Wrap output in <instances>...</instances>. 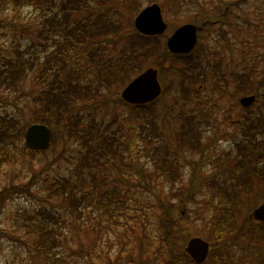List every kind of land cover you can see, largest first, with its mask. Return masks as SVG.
Masks as SVG:
<instances>
[{
  "label": "rangeland",
  "instance_id": "374dc122",
  "mask_svg": "<svg viewBox=\"0 0 264 264\" xmlns=\"http://www.w3.org/2000/svg\"><path fill=\"white\" fill-rule=\"evenodd\" d=\"M43 1L41 4L40 0H28L13 7L0 0V65L19 42L34 41L40 47L37 32L44 15L49 16L54 10L61 14L57 8L61 0ZM148 1L110 0V4H119L122 24L127 28L126 4L143 6ZM48 5L52 9H47ZM76 13L79 14L73 12L71 16ZM162 14L167 22L160 37L164 43L180 23L194 22L201 28L195 58L199 74L196 83H187L193 81L187 66L192 58L184 54L168 55L160 66L162 92L149 107L157 120L159 136H152L150 142L141 137L138 122L143 118L136 117L130 106L117 100L120 86L103 89L98 98L76 103L85 121L94 118L100 127L115 131L112 133L118 136L113 142L117 154L103 158L96 166H84L85 179L80 188L96 190L116 184L123 205L112 217L93 205L82 209L74 224L62 223V241L65 237L68 243L61 249L62 259L53 263L37 255L31 247L34 235L25 233L20 226L24 213L33 212L44 203L43 184L52 176H74L84 148L75 140L66 143L59 133L52 151L31 158L20 143L9 149V162L0 165V186L27 183L31 175L34 183L30 186L32 194L13 195L0 211V264H107L91 247L102 249L99 242L104 241L108 248L104 245L102 252H109L113 258L118 245L112 240L118 241L125 233L118 224L130 218L137 226L143 225L142 231L155 233L151 213L157 211L156 195L165 199L172 186L173 189L185 186V192L192 177L197 188L189 198L167 200L177 221L183 223L182 230L175 233L177 248L184 250L182 237L198 235L210 242L202 264H264V240L257 239L256 234L243 236V232L214 229L219 210L211 195L218 186L229 192L247 190L244 204L239 207L241 226L253 228L259 222L250 219L249 212L264 199V179L252 175L248 169L254 172V166L257 171L264 168V0H165ZM104 42L116 48L123 38H107ZM95 45L63 53L66 62L61 67L78 75L83 82H97L96 67L88 62V52ZM42 47L38 53L40 60L46 55ZM35 74L34 67L26 73L20 91L6 92L8 97L0 96V114L15 115L23 123L36 112L32 101L39 91ZM183 81L186 82L181 86ZM246 94H254L255 99L252 104L242 106L239 98ZM188 126L194 129L195 136L200 135L197 143L188 141L182 133ZM156 143L172 160L174 177L166 176L155 166L151 153ZM3 150L0 146V156ZM177 201L180 206H176ZM97 222L101 226L98 231L101 239L96 237ZM217 227L226 228L222 224ZM132 233L137 239V234Z\"/></svg>",
  "mask_w": 264,
  "mask_h": 264
},
{
  "label": "trees",
  "instance_id": "16d2710c",
  "mask_svg": "<svg viewBox=\"0 0 264 264\" xmlns=\"http://www.w3.org/2000/svg\"><path fill=\"white\" fill-rule=\"evenodd\" d=\"M27 1L2 0L3 3H9L13 7ZM158 1L165 4V0ZM40 2L44 3L43 0ZM140 5L126 4L128 27L125 28L122 24V9L116 2L110 4V0H61L57 7L61 14L54 10L51 15H44L42 26L37 32L40 47L34 41L27 40L25 44L19 42V46H14L12 54L5 57L0 65L1 97H8L9 94L6 92L20 91L26 73L34 67L36 68L34 81L39 90L32 98L36 112L23 123L15 115L0 114V146L4 149L0 156V165L9 162V149L16 148L20 143L23 151L31 158L39 153L52 151L58 141L59 133L63 135L66 143L75 140L84 148L80 157L81 162L75 167L74 176L54 175L51 180L44 182V203L33 212H25L20 225L25 233L34 235L31 241L32 249L37 255L50 262L57 263L62 259L61 249L68 245L65 237L62 241V223L74 224V221L81 217L82 209L91 205L104 211L109 217L116 214L123 205L124 199L120 196V189L116 184L96 190L80 188L85 179L84 166L89 168L96 166L102 163L103 158L117 154L113 142L118 140V136L112 133L115 131L100 127L94 118L85 121L76 103L77 100L98 98L103 94V89H109L111 86H123L148 65L158 67L161 73L160 66L170 52L163 46L157 35H143L134 29L132 18ZM47 9H52L51 5H48ZM73 12H79V14L71 16ZM112 37L123 38L122 44L116 48L114 45L108 47L104 41ZM92 43L96 45L92 52H88L90 55L88 62L91 67H96L98 81L83 82L78 75L72 74L64 66L61 67V63L66 62L62 54L82 46L88 47ZM20 44L25 45L24 48H21ZM41 47L42 50H46L44 60H40L38 54ZM50 47L53 48L50 49ZM109 49H111L110 52ZM170 55L176 57V54ZM197 56V53L185 55L187 58H192L189 61L191 69L196 66L193 58ZM57 63H60L59 67ZM117 100L124 102L120 99L118 91ZM154 102L153 100L145 104H128L136 117L143 118L138 122L140 135L148 142L152 141V136H159L157 120L149 108ZM33 122L45 123L52 130L50 145L45 150H34L24 143V131ZM182 133L188 141L193 143H197L200 139V135L195 136L191 126ZM160 148L158 143L153 145L151 155L155 166L166 176L174 177L175 168L172 160L169 161L167 152H162ZM237 167L242 169L241 166ZM253 169L254 172L251 168L248 169L252 175L264 179V168L257 171L254 166ZM91 178H95L93 172H91ZM32 183H34V175H31L27 183H10L0 186V211L13 195L32 194L30 188ZM172 187L169 188L165 199L156 195L157 211L151 213L154 215L151 217L154 218L155 233L152 230L142 231L143 225L137 226V222L130 218L127 222L118 224L123 227L125 233L118 241L112 240L118 245L113 258L109 252H102L104 245L108 248L104 241L99 242L102 249L95 245L91 249L96 254H101L102 260L107 264H196L184 250L180 251L176 246L175 233L182 230L183 223L177 221L171 206L167 205V200L170 199L169 197L186 200L194 193L197 185L194 186L192 177L185 192V186L183 189ZM246 193L247 190L238 189L229 192L222 186H218L212 192V198L216 204L218 203L216 207L219 210L214 229L229 230L228 233L243 232V236L254 233L257 239L263 241L264 223L257 222L253 228L246 229L241 226L243 219L240 218L239 207L244 204ZM179 203L177 201L176 206ZM221 224L226 228L219 229L217 225ZM100 227L97 222L95 230L98 238H100L98 233ZM132 232L137 234V239ZM187 239L182 237L184 245Z\"/></svg>",
  "mask_w": 264,
  "mask_h": 264
},
{
  "label": "water",
  "instance_id": "95a60500",
  "mask_svg": "<svg viewBox=\"0 0 264 264\" xmlns=\"http://www.w3.org/2000/svg\"><path fill=\"white\" fill-rule=\"evenodd\" d=\"M135 27L142 33H161L165 23L161 16L160 7L152 3L144 7L134 19ZM193 24L179 26L167 39V46L171 51H188L195 43L196 33ZM161 91L157 79V71L147 67L144 71L132 78L121 90V97L130 103H144L158 96ZM254 95L242 96L240 102L248 105ZM51 136L50 128L42 123H32L25 131V143L34 149H44L48 146ZM250 216L264 222V200L256 206ZM208 242L200 236L189 238L185 251L196 261L202 262L208 252Z\"/></svg>",
  "mask_w": 264,
  "mask_h": 264
}]
</instances>
